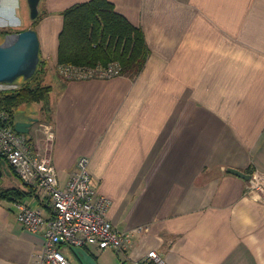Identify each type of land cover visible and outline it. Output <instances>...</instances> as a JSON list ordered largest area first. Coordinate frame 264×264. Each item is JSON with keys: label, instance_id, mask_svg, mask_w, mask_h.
<instances>
[{"label": "crops", "instance_id": "obj_1", "mask_svg": "<svg viewBox=\"0 0 264 264\" xmlns=\"http://www.w3.org/2000/svg\"><path fill=\"white\" fill-rule=\"evenodd\" d=\"M89 1L41 0L36 25L0 32L35 30L40 60L56 71L62 14ZM107 1L143 32L149 58L140 75H60L49 84V117L12 123H31L24 135L48 153L61 185L88 157L95 191L110 202L108 221L132 238L125 253L94 245L61 253L71 264H152L153 251L165 264H264V204L227 172L264 176V0ZM22 8V0H0V17L21 20ZM13 183L0 190L25 197L0 199V264H32L44 238L17 222L13 203L45 218L50 203L17 177Z\"/></svg>", "mask_w": 264, "mask_h": 264}, {"label": "built area", "instance_id": "obj_2", "mask_svg": "<svg viewBox=\"0 0 264 264\" xmlns=\"http://www.w3.org/2000/svg\"><path fill=\"white\" fill-rule=\"evenodd\" d=\"M65 80H109L120 76L118 64L107 67L59 69ZM17 85L0 83V92L17 89ZM47 139H53L52 128L42 124ZM0 159L5 161L25 186L44 192L49 199L51 217L25 203L14 202L17 222L28 232L42 234L44 244L32 264H71L61 253L62 246H97L125 253L131 245L130 233L117 230L106 217L110 202L98 196L89 172L90 159L80 157L74 172L64 185L48 153L41 155L24 134L15 131L6 112L0 111ZM246 194L264 204V176L257 171L250 174ZM152 264H165L162 256L149 252Z\"/></svg>", "mask_w": 264, "mask_h": 264}, {"label": "trees", "instance_id": "obj_3", "mask_svg": "<svg viewBox=\"0 0 264 264\" xmlns=\"http://www.w3.org/2000/svg\"><path fill=\"white\" fill-rule=\"evenodd\" d=\"M62 16L59 67L97 68L118 64L120 76L130 79L137 78L143 71L149 58V50L142 30L116 13L107 0H91L75 5L63 12ZM39 20L40 16L33 23L36 25ZM42 64L47 65L40 60L35 75L24 85L15 90L0 92V111L7 113L11 124L14 112L24 104L42 103L45 115L49 117L51 86L30 84L35 80ZM24 197L25 194L16 189L0 190L1 200L18 201Z\"/></svg>", "mask_w": 264, "mask_h": 264}, {"label": "water", "instance_id": "obj_4", "mask_svg": "<svg viewBox=\"0 0 264 264\" xmlns=\"http://www.w3.org/2000/svg\"><path fill=\"white\" fill-rule=\"evenodd\" d=\"M40 1L27 0L31 20H35L39 15ZM39 62L40 42L35 30L7 34L0 44V83L13 84L19 78L25 81L31 79L37 71ZM30 128L31 123H15L17 133L28 134ZM227 172L246 181L250 179V175L232 168ZM2 175L0 168V179Z\"/></svg>", "mask_w": 264, "mask_h": 264}, {"label": "rangeland", "instance_id": "obj_5", "mask_svg": "<svg viewBox=\"0 0 264 264\" xmlns=\"http://www.w3.org/2000/svg\"><path fill=\"white\" fill-rule=\"evenodd\" d=\"M22 6H23L22 12L24 10V15L19 16L21 20H18V18H15L13 15L7 18L0 17V29H7L8 27H11L13 31H20L22 29H27L32 24V20L30 18V9L27 0H22ZM0 35H2V33ZM1 41L2 38H0V42ZM48 68L49 67H47V65L42 64L38 69L39 72L37 73L35 80H33L30 84L36 85L40 83L43 86H50L49 84L56 85L60 80L61 72L59 69L54 71V69L51 68L48 69ZM14 83L18 86L17 87L18 89L20 85H24L26 81L23 78H19ZM54 97L55 94L53 95V98ZM41 106L38 103L24 104L20 106L16 110V112H14V118L15 120L19 121V120H24L26 116H30L33 119H38L40 121L42 114H46L45 108H43V104H41ZM28 136H30V134ZM0 167L3 172V176L0 180V188H7L14 185L13 182L14 180H16V176L9 169L8 165L1 159H0ZM63 254L69 256L67 251L66 252L64 251Z\"/></svg>", "mask_w": 264, "mask_h": 264}, {"label": "clouds", "instance_id": "obj_6", "mask_svg": "<svg viewBox=\"0 0 264 264\" xmlns=\"http://www.w3.org/2000/svg\"><path fill=\"white\" fill-rule=\"evenodd\" d=\"M17 7H18V0H17Z\"/></svg>", "mask_w": 264, "mask_h": 264}]
</instances>
